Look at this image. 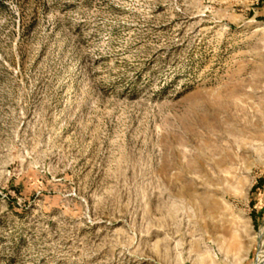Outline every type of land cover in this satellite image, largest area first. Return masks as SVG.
<instances>
[{
	"label": "rangeland",
	"instance_id": "1",
	"mask_svg": "<svg viewBox=\"0 0 264 264\" xmlns=\"http://www.w3.org/2000/svg\"><path fill=\"white\" fill-rule=\"evenodd\" d=\"M264 264V0H0V264Z\"/></svg>",
	"mask_w": 264,
	"mask_h": 264
},
{
	"label": "water",
	"instance_id": "2",
	"mask_svg": "<svg viewBox=\"0 0 264 264\" xmlns=\"http://www.w3.org/2000/svg\"><path fill=\"white\" fill-rule=\"evenodd\" d=\"M262 262H263V260H262ZM262 262H261V264H262ZM254 264H258V263H257V259H255V263H254Z\"/></svg>",
	"mask_w": 264,
	"mask_h": 264
},
{
	"label": "bare ground",
	"instance_id": "3",
	"mask_svg": "<svg viewBox=\"0 0 264 264\" xmlns=\"http://www.w3.org/2000/svg\"><path fill=\"white\" fill-rule=\"evenodd\" d=\"M262 262V261H261ZM261 262H257L258 264H261Z\"/></svg>",
	"mask_w": 264,
	"mask_h": 264
}]
</instances>
